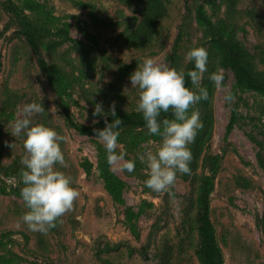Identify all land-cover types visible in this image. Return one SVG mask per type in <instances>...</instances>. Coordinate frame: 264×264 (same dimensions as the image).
Listing matches in <instances>:
<instances>
[{"label": "rangeland", "instance_id": "374dc122", "mask_svg": "<svg viewBox=\"0 0 264 264\" xmlns=\"http://www.w3.org/2000/svg\"><path fill=\"white\" fill-rule=\"evenodd\" d=\"M8 1L0 0V257L7 258V264H200L196 256L197 198L201 178L214 175L210 212L224 264H264V171L258 162V154L264 155L260 133L264 131V97L254 92L242 95L240 119L227 138L225 130L237 98L231 105L224 102V93L208 78L221 67L225 87L232 91L236 83L227 56L212 39L217 35L240 47L254 75H264V0H211L205 5L211 29L196 19L201 0H168L155 31L147 36L148 43L139 48L131 47L128 40L142 34V4L11 0L29 17L28 1L45 5L57 19L55 26L68 30L74 42L64 44L55 54L43 45L37 53L19 34L21 27L8 11ZM193 47L208 52V71L200 86L208 89L209 99L190 112L197 110L203 124L206 114L212 119V136L199 160L194 155L196 138L188 146L190 174H178L169 193H155L144 185L148 169L137 154L154 152L160 138L150 136L145 128L132 139L130 130L122 129L118 151L136 160V167L133 173L111 167L125 183V205L116 204L97 170V148L102 144L70 128L57 103H65L75 124L82 127L102 128L105 121L111 123L128 114L142 116L136 111L138 90L131 88L130 74L145 58L187 73L190 62L185 56ZM39 56L76 80L71 99L52 92ZM40 101L46 112L54 107L56 113L36 115L33 120L67 138L62 144L67 166L57 168L72 177L80 192L72 210L46 235L29 231L21 221L26 208L20 197L24 186L20 172L26 153L23 136L11 135L12 122L22 115L23 106ZM98 103L103 116L93 115ZM113 104L116 117L110 115ZM139 132L142 138L137 137ZM13 143L12 149L8 145Z\"/></svg>", "mask_w": 264, "mask_h": 264}, {"label": "clouds", "instance_id": "9594fccd", "mask_svg": "<svg viewBox=\"0 0 264 264\" xmlns=\"http://www.w3.org/2000/svg\"><path fill=\"white\" fill-rule=\"evenodd\" d=\"M185 58L193 63L194 70L185 73L153 58H145L129 76L131 88L138 90L136 111L142 115L148 134L160 138L154 152L137 154L139 162L148 169L144 185L155 193H169L178 174H190L192 153L188 146L203 128L199 112H190V109L209 99L208 89L200 86L203 74L208 71V52L204 47H193ZM186 77L190 79L192 89L186 86ZM208 78L216 90L224 93V102L229 105L235 102V94L225 87L223 68L217 67ZM168 112L173 118L160 119L161 113ZM45 113L49 116L56 111L53 107L46 112L41 101L25 104L22 115L12 122L11 132L15 138L23 136L26 153L21 159L23 168L20 172L24 185L20 197L26 208L21 221L29 231L44 235L61 222L60 218L72 210L80 196L72 177L57 168V165L67 166L62 149L67 138L53 127L33 120L34 116ZM93 115H105L102 104L95 105ZM110 115L116 117L114 104ZM120 123L119 118L111 123L105 121L103 129H94L95 138L104 147L110 168L133 173L136 160L126 159V153L118 151ZM8 146L13 149L15 143Z\"/></svg>", "mask_w": 264, "mask_h": 264}, {"label": "trees", "instance_id": "16d2710c", "mask_svg": "<svg viewBox=\"0 0 264 264\" xmlns=\"http://www.w3.org/2000/svg\"><path fill=\"white\" fill-rule=\"evenodd\" d=\"M124 4L128 5H144L141 8V13L144 16L143 25L141 28V35L134 34L132 38L128 40V44L131 47H144L148 43V35L155 31V26L159 19L162 17L165 11V3L168 0H118ZM202 3L196 9V19L198 23L208 29L212 28V23L207 17L205 12V5L210 3L211 0H201ZM8 11H10L18 20L21 29L19 34L24 36L28 44L39 53V46L43 45L46 51L55 54L61 46L67 43H73L74 40L70 37L67 29L58 28L55 25L57 19L53 17L52 13L47 10L45 5H41L36 1H28L25 5V10L30 13V16L20 12L19 8L16 7L11 0L6 4ZM54 37H58L56 40ZM147 37V38H146ZM216 44L223 50L227 56V61L234 70L236 76V83L233 88V93L235 94L237 101L233 105L230 121L226 127V137H230L233 133L235 126L237 125L240 114H239V103L243 101L242 95L246 92H254L262 97H264V75H254L251 69L248 67L247 63L242 56L240 47L232 45L227 42L223 37L219 35L212 38ZM177 44L174 46V52L177 51ZM39 63L41 70L48 79V85L52 92L60 98H72L71 91L76 85V80L65 73L57 65L48 64L42 57L39 56ZM194 70L193 63L190 62L188 71ZM186 86L190 88L192 86L190 79L186 77ZM57 106L63 111L65 115V120L67 125L80 133L83 136L95 137L94 129H103L104 127H82L75 124L72 115L65 103L58 102ZM173 118L171 112L161 113L160 119H171ZM205 122L203 128L198 130L196 141V153L195 158L199 160L203 147L205 143L210 140L212 136V119L206 114L204 117ZM121 123L119 126V131L122 129L130 130V135L132 139L138 134V130L145 129V122L142 116L137 114H128L121 118ZM123 130V131H124ZM120 132L119 138L122 137V132ZM264 136V131L260 132ZM142 133L139 132L137 137L142 138ZM128 137V135H127ZM123 139H121L122 141ZM133 147H137L136 145ZM264 149V146H263ZM97 170L104 183L105 189L108 194L112 197L114 202L119 205H125L124 201V189L125 183L113 172L106 161V152L102 145L97 148ZM207 162V161H206ZM258 162L261 169L264 171V155L258 154ZM191 171L192 163L189 165ZM215 174V171H213ZM214 175L210 177L203 176L201 178L199 193L197 198V235L199 239V248L196 251V256L200 264H224V256L221 247L219 246L218 239L216 236V230L214 225H212L211 212H210V197L214 191ZM131 216V214H130ZM132 220V218H131ZM7 261V262H6ZM10 263L5 257H0V264ZM110 264V263H108Z\"/></svg>", "mask_w": 264, "mask_h": 264}]
</instances>
